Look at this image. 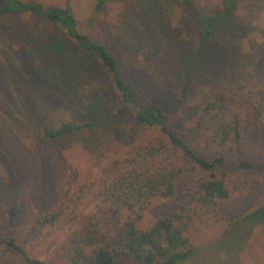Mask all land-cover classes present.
Instances as JSON below:
<instances>
[{"label": "rangeland", "instance_id": "obj_1", "mask_svg": "<svg viewBox=\"0 0 264 264\" xmlns=\"http://www.w3.org/2000/svg\"><path fill=\"white\" fill-rule=\"evenodd\" d=\"M37 1L69 4L78 30L105 42L118 59L137 107L161 105L167 127L174 132L180 133L199 115L202 102L212 93L241 94V139L230 147L200 152L210 160L222 157L216 171L229 196L213 212L197 210L185 232L193 252L179 264H264V209L251 218L254 222L245 220L264 208V126L251 110L258 90L264 88V0H234L228 15L225 0H191V8L183 0H103L99 9L96 0ZM195 12L220 17L204 43ZM51 41V47L59 48L57 55L72 50L67 49L64 32L42 15L0 14V235L17 241L36 217L124 154L125 148L117 144L107 148L94 144L97 138L116 136L118 126L134 142H146L157 132L139 128L129 109L117 115L118 97L104 70L94 57L82 58L75 52L71 64H83L88 73L81 85L93 81L95 93L80 88L72 95L65 92L75 101L64 105L74 118H87L92 110L101 121L89 130L45 137L41 127L57 125L63 116L56 95L59 87L41 64V47ZM182 86L187 92L180 100ZM201 174L186 176L173 196L152 199L138 225L147 228L180 208H197L190 195ZM10 207L18 209L11 223ZM41 259L45 264H68L57 250ZM116 262L140 264L128 254L117 256Z\"/></svg>", "mask_w": 264, "mask_h": 264}, {"label": "trees", "instance_id": "obj_2", "mask_svg": "<svg viewBox=\"0 0 264 264\" xmlns=\"http://www.w3.org/2000/svg\"><path fill=\"white\" fill-rule=\"evenodd\" d=\"M183 1L192 7L191 0ZM103 3L96 0L95 8L99 9ZM225 6L224 13L228 15L235 6L234 0H225ZM25 12L40 14L55 23L66 35L67 49H72L57 55L58 46V49L51 47L54 41L41 47V64L48 67V78H53L59 87L56 95H60L63 114L57 125L41 127L45 137L59 138L89 130L101 121L93 117L92 110L87 118H74L64 105L69 100L75 101L66 93L72 95L79 88L89 95L95 93L93 81L84 87L81 85L88 73L83 64H71L74 58L71 55L75 52L82 58L94 57L104 70L118 97L117 115L129 109L133 123L139 128L157 132L146 142H134L132 136L118 126L116 136L111 133L97 138L94 144L105 148L117 144L125 148L124 154L105 163L97 177L81 183L50 210L36 217L27 226L21 241L0 235V264H45L41 257L50 250L63 253L68 264H118L116 257L121 254L131 255L140 264H179L189 258L193 249L185 232L193 224L197 210L213 212L217 203L229 196L224 180L216 171L222 157L210 160L200 152L230 147L232 142L241 139V94L212 93L202 102L199 115L180 133L174 132L167 127V114L161 105L152 102L137 107L131 87L119 72L118 59L105 42L78 30L76 15L69 4L0 0V14ZM193 16L201 43H204L220 17L196 12ZM186 92L187 87L182 86L180 100L185 98ZM251 110L264 126V88L258 90ZM242 165L251 166L245 162ZM194 172L203 173L197 176L195 193L190 195V203L198 207L192 211L180 208L158 218L151 226L141 228L138 222L151 200L173 196L179 182ZM260 209L264 208L246 215V222H254L251 218L261 212ZM17 212L16 207L9 208L10 223Z\"/></svg>", "mask_w": 264, "mask_h": 264}]
</instances>
